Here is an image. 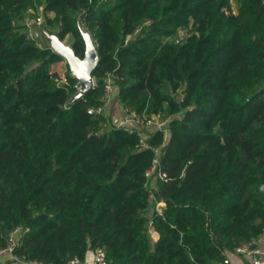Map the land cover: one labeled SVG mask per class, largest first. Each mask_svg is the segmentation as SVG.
Here are the masks:
<instances>
[{"label": "trees", "instance_id": "trees-1", "mask_svg": "<svg viewBox=\"0 0 264 264\" xmlns=\"http://www.w3.org/2000/svg\"><path fill=\"white\" fill-rule=\"evenodd\" d=\"M37 5L80 58L79 24L96 42L97 84L73 103L64 58L19 23ZM108 75L169 135L144 147L91 113ZM157 156L167 178L152 184ZM17 229L14 255L44 264L97 248L110 264H218L264 234V0H0V253Z\"/></svg>", "mask_w": 264, "mask_h": 264}, {"label": "built area", "instance_id": "built-area-1", "mask_svg": "<svg viewBox=\"0 0 264 264\" xmlns=\"http://www.w3.org/2000/svg\"><path fill=\"white\" fill-rule=\"evenodd\" d=\"M42 19L38 18V20L32 19L31 16H27L25 18V25L28 28V32L33 38H38L39 33L38 30L34 27L37 23H41ZM185 38V35H180L176 39L177 42L183 41ZM115 82L111 75H108L106 78V83L104 86V94H103V101L104 106L99 107L97 109H91L90 112H96V113H105L106 114V106L113 100L115 96ZM124 113L125 118L127 122H132L134 124V127L138 129L139 131H142V145L145 147L147 146L146 140H147V133L143 132V128H148L150 131H157V130H164L169 135V121L165 119H161L159 117H148L145 114H138L135 110H130L128 108L124 107ZM119 125V124H118ZM122 126V125H120ZM157 154H160V151L157 150ZM159 156L154 161L153 166L147 171L146 177L149 181L155 183L157 179H165L167 178V174L164 173L159 166ZM19 235V237H16V235ZM23 232L21 229H17L12 236V244L6 249L10 253L14 254V250L16 246L20 242V238L22 237ZM236 251L244 256H246L249 260L250 264H264V252L259 248L257 244V239H253L250 242L244 243L243 245H240ZM93 262L94 264H110L108 256L106 251L103 248H97L93 251ZM228 262V261H226ZM83 260L76 257L73 258L69 264H82ZM32 264H44V263H38L33 262Z\"/></svg>", "mask_w": 264, "mask_h": 264}, {"label": "water", "instance_id": "water-1", "mask_svg": "<svg viewBox=\"0 0 264 264\" xmlns=\"http://www.w3.org/2000/svg\"><path fill=\"white\" fill-rule=\"evenodd\" d=\"M79 28L86 44L84 58L77 56L73 46L65 44L57 34L45 32L46 39H48L47 47L53 49L68 62L71 69L70 75L76 80L75 88L77 91L72 96L71 103L95 88L94 73L100 63V56L93 35L82 24H79Z\"/></svg>", "mask_w": 264, "mask_h": 264}, {"label": "crops", "instance_id": "crops-1", "mask_svg": "<svg viewBox=\"0 0 264 264\" xmlns=\"http://www.w3.org/2000/svg\"><path fill=\"white\" fill-rule=\"evenodd\" d=\"M106 115L111 117L116 123L122 126L134 127L132 122H127L124 113V106L118 100V88H115V96L113 100L106 106ZM135 128V127H134ZM166 204L165 202H158L155 206H152L147 214L151 216L154 211L159 213H163L165 210ZM150 234L154 241H157L159 238V233L156 231L154 227L151 226ZM20 234L16 235L19 237ZM257 239V244L259 248L264 252V234L259 236ZM228 261V262H226ZM0 264H32L28 262L20 261L14 254L10 253L8 250H4L0 253ZM82 264H94L93 262V252L88 253L85 260ZM218 264H250L249 260L246 256L238 253L236 249L234 251H230L227 253L226 259Z\"/></svg>", "mask_w": 264, "mask_h": 264}, {"label": "rangeland", "instance_id": "rangeland-1", "mask_svg": "<svg viewBox=\"0 0 264 264\" xmlns=\"http://www.w3.org/2000/svg\"><path fill=\"white\" fill-rule=\"evenodd\" d=\"M52 15H53L52 13H47L45 11V6L44 5L31 6L30 9H29V15L28 16H31L32 19H34V20H36V19L38 20V18L42 19L41 23H39V24L37 23L34 27L38 30V33H39V37L37 38V40L39 41V43L42 46H45V47L48 46V43H47L48 39H46L45 32H48L50 34H55L53 28L51 27V25L48 22V19L51 18ZM25 18H24V20H20L19 23L22 24V25H25ZM181 34L186 36V34H187L186 30L182 29V28L179 29L178 33L173 37V39H177L178 36H180ZM63 42L65 44H67V45H72L73 36H71V35L67 36L65 38V40H63ZM54 68L63 77H65V75L67 73H71V69H70L69 64H68V62L66 60L63 61V62H59V63L55 64ZM95 83L97 84V78L96 77H95ZM76 91H77V88H75V92ZM112 121L115 124H118L113 119H112ZM142 130L145 133L149 132L148 128H143Z\"/></svg>", "mask_w": 264, "mask_h": 264}]
</instances>
